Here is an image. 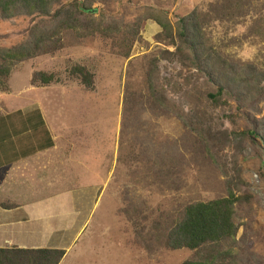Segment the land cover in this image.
Listing matches in <instances>:
<instances>
[{
	"label": "rangeland",
	"instance_id": "374dc122",
	"mask_svg": "<svg viewBox=\"0 0 264 264\" xmlns=\"http://www.w3.org/2000/svg\"><path fill=\"white\" fill-rule=\"evenodd\" d=\"M87 4V14L115 29L110 35L90 36L82 14L75 30L62 32L50 16H0V49L40 33L57 40L2 79L8 90H0V127L25 129L24 140L42 150L34 177L47 185L37 189L35 181L33 195L50 192L51 205L60 203L55 215L64 213L65 224L54 223L64 227L59 264H181L194 251L162 246L158 229L187 203L226 196L232 176L241 181L238 264H264V142L246 132L264 124V83L258 97L239 102L229 93L227 104L212 103L214 82L183 58L176 32L196 14L223 56L264 71V0ZM127 27L137 34L129 51ZM75 65L92 74V87L71 74ZM37 72L58 81L33 84ZM7 133L1 143H9Z\"/></svg>",
	"mask_w": 264,
	"mask_h": 264
},
{
	"label": "trees",
	"instance_id": "16d2710c",
	"mask_svg": "<svg viewBox=\"0 0 264 264\" xmlns=\"http://www.w3.org/2000/svg\"><path fill=\"white\" fill-rule=\"evenodd\" d=\"M65 1L0 0V16L6 19L22 14L50 16L60 24L58 32H62V27H66V31L75 30L77 17L82 14L90 36L96 33L110 35L115 30L111 25H101V21L87 14L90 10V5L87 3L93 0L80 4V9L77 8L78 6L70 7V4L63 5ZM176 32L179 43L186 48L183 58L187 60L191 58L192 66L214 82L216 92L208 94L212 103L227 104V100L222 97L229 93H233L234 98L239 102L258 97L262 93L264 71L258 70L252 64L233 62L223 56L201 31L196 21V14H193V18L188 22L183 19L182 25L176 29ZM127 33L130 37L123 38V44L129 51L131 39L137 34L134 33L133 27H127ZM55 38L56 36L50 37L40 33L30 42L0 49V90H8L2 79L7 78L14 63L34 57L40 54L39 52L48 53L50 49L48 45L57 42ZM46 45L47 47H43ZM178 50L181 52L180 45ZM71 74L78 76L87 88L92 87V74L83 66H73ZM57 81L54 74L45 72H37L31 78L33 84L45 85ZM148 81L151 92L156 94L150 72ZM36 116L41 117L39 114ZM246 132L259 137L264 142V124L259 129H247ZM240 182L237 176H232L227 182L226 196L187 203L169 224L158 229L155 235L157 242L170 249L193 250V256L181 264H238L237 233L241 224L238 221L237 209L241 203V195H236L235 192ZM64 255L65 249L57 247H5L0 248V264H59Z\"/></svg>",
	"mask_w": 264,
	"mask_h": 264
},
{
	"label": "crops",
	"instance_id": "0c3cea01",
	"mask_svg": "<svg viewBox=\"0 0 264 264\" xmlns=\"http://www.w3.org/2000/svg\"><path fill=\"white\" fill-rule=\"evenodd\" d=\"M5 132L9 143L0 142V248H63L60 242L64 227L54 226L57 221L65 224L64 213L55 215L60 203L51 205L50 192L33 195L35 181L41 183L37 189L47 185L45 177H34V155L42 150L31 139L24 140L25 129L0 127V136ZM53 229L56 231L51 235Z\"/></svg>",
	"mask_w": 264,
	"mask_h": 264
}]
</instances>
